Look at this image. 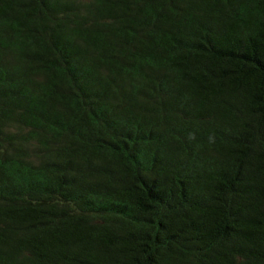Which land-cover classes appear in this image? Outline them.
Instances as JSON below:
<instances>
[{
  "label": "trees",
  "instance_id": "trees-1",
  "mask_svg": "<svg viewBox=\"0 0 264 264\" xmlns=\"http://www.w3.org/2000/svg\"><path fill=\"white\" fill-rule=\"evenodd\" d=\"M0 264H264V0H0Z\"/></svg>",
  "mask_w": 264,
  "mask_h": 264
}]
</instances>
